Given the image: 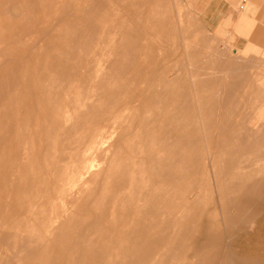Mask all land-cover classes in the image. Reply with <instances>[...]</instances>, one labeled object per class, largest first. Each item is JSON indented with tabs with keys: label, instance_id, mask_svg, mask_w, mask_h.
Here are the masks:
<instances>
[{
	"label": "rangeland",
	"instance_id": "374dc122",
	"mask_svg": "<svg viewBox=\"0 0 264 264\" xmlns=\"http://www.w3.org/2000/svg\"><path fill=\"white\" fill-rule=\"evenodd\" d=\"M230 43L190 0H0V264H235L227 183L264 158L204 125L264 124V47ZM125 171L154 212L126 210Z\"/></svg>",
	"mask_w": 264,
	"mask_h": 264
},
{
	"label": "bare ground",
	"instance_id": "6f19581e",
	"mask_svg": "<svg viewBox=\"0 0 264 264\" xmlns=\"http://www.w3.org/2000/svg\"><path fill=\"white\" fill-rule=\"evenodd\" d=\"M215 68V67H214ZM216 69V68H215ZM231 70V69H229ZM213 71V70H212ZM217 71V70H216ZM232 72V71H231ZM231 75V74H230ZM228 75V76H230ZM234 75V72H233ZM204 77L206 75H203ZM225 76V75H224ZM227 76V77H228ZM237 76V75H236ZM239 76V75H238ZM237 76V77H238ZM234 77V76H233ZM232 77V78H233ZM247 77V76H245ZM196 78V77H195ZM215 78V76H214ZM219 78V77H218ZM223 78V77H222ZM231 78V77H228ZM239 78V77H238ZM237 78V79H238ZM220 79V78H219ZM225 79V78H224ZM227 80V78H226ZM233 80V79H230ZM249 80V79H248ZM215 81V79L213 80ZM212 81V82H213ZM223 81V79H222ZM245 82H247V79L244 80ZM210 82V81H209ZM208 82V84H209ZM216 82V81H215ZM219 82V81H218ZM244 82V83H245ZM206 83V82H205ZM214 83V82H213ZM220 83L223 84L221 82L220 79ZM234 83V82H233ZM264 83V77H260V80L258 81V84L256 85H263ZM212 84V83H211ZM210 84V85H211ZM218 84V83H217ZM217 84H215L217 86ZM219 84V85H221ZM227 84V83H226ZM230 84V83H229ZM246 84V83H245ZM207 85V84H206ZM208 86V85H207ZM230 86V85H229ZM232 86V85H231ZM251 85H249L250 87ZM209 87V86H208ZM223 86H221L220 88H222ZM207 88V87H206ZM259 88V87H258ZM205 89V88H204ZM212 89V88H211ZM217 90V89H216ZM209 91V90H208ZM2 92V91H1ZM201 92V91H200ZM231 92V91H230ZM229 92V94H230ZM206 93V92H205ZM200 94V93H199ZM232 94V93H231ZM234 94V93H233ZM236 94V93H235ZM252 94V96L254 97L255 95H262L264 96V93L262 92H252L250 93ZM230 96V95H229ZM211 96H209L210 98ZM204 100V99H203ZM213 100V99H212ZM211 100V101H212ZM263 100V99H262ZM201 101V100H199ZM218 102V101H217ZM203 104V102L201 103ZM211 104V103H210ZM210 104L207 103V105L209 106ZM231 104V102H230ZM206 105V106H207ZM214 105V104H213ZM212 111V110H211ZM218 111V110H217ZM211 113V112H210ZM225 114V113H223ZM254 116V115H253ZM236 117V116H235ZM239 117V116H238ZM233 118V117H232ZM248 118V117H247ZM252 118V117H251ZM261 118L264 119V115H261ZM225 120V119H224ZM244 120V118H243ZM242 120V121H243ZM260 121V120H259ZM253 122V121H252ZM242 124V123H240ZM205 129H209L210 131H215V136L217 137H222L223 140H225L226 145L230 144V147H236L237 145L239 146L237 149L240 150L241 146L243 147V150H247L250 146L249 145H243L245 142V139H243V137L247 136L248 137L252 136L255 138H258L257 140H259L258 143H256L255 145H251V150H253L255 153H258V155H256L257 159L260 158H264V150L261 149V145L264 144V140H261V136L264 135V124H253L251 125L252 129H248L244 130L245 131H241L240 129H235V127H242L243 125H231V124H205ZM245 126V125H244ZM249 126V125H248ZM254 127V128H253ZM248 128V127H247ZM160 136H166V133H161ZM224 137V138H223ZM230 139H236V140H230ZM264 146V145H263ZM246 148V149H245ZM250 149V148H249ZM235 150V149H234ZM242 151V150H241ZM237 154V153H236ZM232 155V154H231ZM261 156V157H260ZM235 157L231 156L230 162H229V166H232V163L234 162ZM242 160V159H241ZM239 160V161H241ZM238 161V162H239ZM243 162V161H242ZM228 163V162H227ZM237 163V162H236ZM222 164V163H220ZM224 165V164H223ZM221 165V166H223ZM255 166V165H254ZM251 167V166H250ZM253 167V166H252ZM166 168V167H165ZM238 168V167H237ZM241 168V167H239ZM234 169V166H233ZM228 170H232L228 167ZM244 171V170H243ZM243 171H240V173L238 174L237 172H234L230 178V180L226 181L227 185H228V189H230L232 191V195H231V202H233V205H235V207L232 205V208L234 207V215H232L231 217H227L224 219V224H225V233H226V237H227V246L229 248H231V254L237 258L236 263L235 264H242L241 260L238 258L240 256L238 254V246L240 244V242H242L244 240L247 241L248 238H253L254 240L256 239L255 237V233L253 232L250 235V230H254L255 231V226L256 225V221L258 219L259 214L261 215L264 214V195L260 192L259 186L261 184L264 185V172L261 173L260 175H258L260 173L259 170H255L252 171V174H244ZM127 171L119 174V172L117 173L119 178L123 177L120 179L119 181V185L117 186V188L119 189V191L122 192L121 197L124 199V201L126 202L125 204V208L127 211H129L130 209H136L138 210V212L143 216L144 214H149L151 212H154L155 207H157V204L160 203L161 201V196L157 195V188H158V183H156V185H153V189H149V186L147 185L146 182L141 181V179L138 180V184L136 186V188H134L133 191H131V188L126 187V182H125V176L127 173ZM226 173V172H225ZM232 173V172H231ZM114 174V173H113ZM142 174V173H141ZM156 174V173H155ZM135 175V173H134ZM230 176V175H229ZM122 182L124 183V185H122ZM122 185V186H121ZM173 184L172 181L167 185V190L166 191H170L172 190ZM133 188V187H132ZM116 189V188H115ZM114 190V189H113ZM112 190V191H113ZM229 191V192H231ZM150 192V193H148ZM139 194V198L134 201L133 197L136 194ZM111 194V191H110ZM116 194V193H115ZM225 194V193H224ZM230 194V193H229ZM155 197L156 200V204L153 207L154 204H149V200L151 198V196ZM230 196V195H229ZM116 198V197H115ZM165 199V196H164ZM226 200V199H225ZM230 204V203H229ZM232 204V203H231ZM225 205V204H224ZM226 206V205H225ZM228 207V206H227ZM224 210V209H223ZM229 210V209H228ZM226 212V211H225ZM230 213V212H229ZM228 213V214H229ZM224 214V211H223ZM225 217V215H224ZM264 227V226H263ZM262 240V239H261ZM250 245V244H249ZM245 246V245H243ZM244 257V256H243ZM247 259V258H246ZM247 261V262H246ZM246 262L247 264H264L263 261L259 260L258 258L255 257H251L250 259H247ZM225 264V263H222ZM227 264V263H226Z\"/></svg>",
	"mask_w": 264,
	"mask_h": 264
},
{
	"label": "crops",
	"instance_id": "0c3cea01",
	"mask_svg": "<svg viewBox=\"0 0 264 264\" xmlns=\"http://www.w3.org/2000/svg\"><path fill=\"white\" fill-rule=\"evenodd\" d=\"M190 5L209 33L232 42L221 46L264 47V0H190Z\"/></svg>",
	"mask_w": 264,
	"mask_h": 264
}]
</instances>
